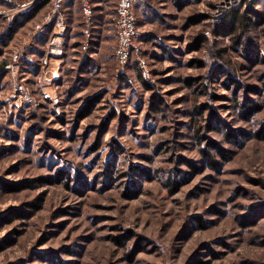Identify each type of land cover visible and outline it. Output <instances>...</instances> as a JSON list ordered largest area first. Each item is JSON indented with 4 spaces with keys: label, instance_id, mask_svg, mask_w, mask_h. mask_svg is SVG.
<instances>
[{
    "label": "rangeland",
    "instance_id": "rangeland-1",
    "mask_svg": "<svg viewBox=\"0 0 264 264\" xmlns=\"http://www.w3.org/2000/svg\"><path fill=\"white\" fill-rule=\"evenodd\" d=\"M117 1L93 57L67 5L57 100L10 107L0 71V264H264V22L237 45L218 0H138L146 81L116 58ZM32 18L10 35L0 15V69Z\"/></svg>",
    "mask_w": 264,
    "mask_h": 264
},
{
    "label": "built area",
    "instance_id": "built-area-1",
    "mask_svg": "<svg viewBox=\"0 0 264 264\" xmlns=\"http://www.w3.org/2000/svg\"><path fill=\"white\" fill-rule=\"evenodd\" d=\"M72 0H25L0 10L12 27L16 20L25 14L37 10L43 11L33 17L25 32V37L14 44L9 52V62L1 66V73L11 79V89L5 101L12 108L37 107L50 100H57L58 96L51 92V86L60 79L59 56L63 53L66 36L70 25L67 5ZM254 0H218L211 13L213 24L220 22L223 17L235 8L246 6ZM138 0H118L113 20L116 25V58L122 67H128L134 60L142 71L143 78L150 80L151 71L146 56L142 50L140 36L144 31L139 26L135 11ZM81 12L86 19L82 29L84 39L71 49L93 57L98 48L97 37L94 36V16L96 4L94 0H80ZM69 7V6H68ZM46 40V44L38 46L40 53L32 59L33 49L38 42ZM37 42V43H36ZM56 75H59L58 77Z\"/></svg>",
    "mask_w": 264,
    "mask_h": 264
},
{
    "label": "trees",
    "instance_id": "trees-1",
    "mask_svg": "<svg viewBox=\"0 0 264 264\" xmlns=\"http://www.w3.org/2000/svg\"><path fill=\"white\" fill-rule=\"evenodd\" d=\"M264 0H254L253 2L248 3L246 6H242L239 8H235L231 10L229 13H227L223 19L213 24V31L215 34L219 36H229L234 41H236V44L239 45L242 42L243 38H249V33L252 30L253 27L256 25L264 22V8L259 9L257 4L263 3ZM37 10H35L32 13H28L22 16L19 19L16 20V26L9 30V34H13L15 28L17 27V23L22 24V22H25L35 16ZM22 21V22H21ZM146 85H148L147 82H145ZM149 86V85H148ZM155 102V103H154ZM152 102V105L155 107H158V104L161 102L159 98H155V101ZM249 111H255L256 106L250 105L248 106ZM232 137V135H229ZM257 137L260 139H264V128L262 130H259L256 134ZM211 144V147L216 148L218 150V153L226 157L227 151L225 149H222L218 146H216L214 143L209 142ZM202 152L205 156H207V161L211 164H215L213 162V158L211 154L209 153L208 149H203ZM8 191L11 189L13 191L12 187L7 186Z\"/></svg>",
    "mask_w": 264,
    "mask_h": 264
},
{
    "label": "crops",
    "instance_id": "crops-1",
    "mask_svg": "<svg viewBox=\"0 0 264 264\" xmlns=\"http://www.w3.org/2000/svg\"><path fill=\"white\" fill-rule=\"evenodd\" d=\"M94 1L96 4L95 5L96 9H97L96 14L94 16V23H95L94 36H99V31L103 26L102 18L105 14V11H106L105 8L107 7V0H94ZM114 8H115V6H114ZM81 35L83 36V34H81ZM79 43H77V44H79Z\"/></svg>",
    "mask_w": 264,
    "mask_h": 264
},
{
    "label": "bare ground",
    "instance_id": "bare-ground-1",
    "mask_svg": "<svg viewBox=\"0 0 264 264\" xmlns=\"http://www.w3.org/2000/svg\"><path fill=\"white\" fill-rule=\"evenodd\" d=\"M57 77L59 76V75H56Z\"/></svg>",
    "mask_w": 264,
    "mask_h": 264
}]
</instances>
